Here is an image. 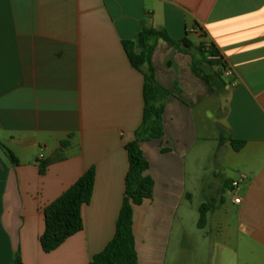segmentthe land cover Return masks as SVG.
Masks as SVG:
<instances>
[{
	"label": "crops",
	"instance_id": "1",
	"mask_svg": "<svg viewBox=\"0 0 264 264\" xmlns=\"http://www.w3.org/2000/svg\"><path fill=\"white\" fill-rule=\"evenodd\" d=\"M141 25L213 44L231 76L216 92L189 55L161 41L152 54L170 97L164 136L140 144L154 188L133 209L138 264L176 262L185 218L207 264H264V0H0V264H89L113 238L143 115V77L122 42ZM91 167L83 230L43 253L44 209Z\"/></svg>",
	"mask_w": 264,
	"mask_h": 264
},
{
	"label": "trees",
	"instance_id": "2",
	"mask_svg": "<svg viewBox=\"0 0 264 264\" xmlns=\"http://www.w3.org/2000/svg\"><path fill=\"white\" fill-rule=\"evenodd\" d=\"M159 41L175 51L189 55L191 72L203 80L213 91H222L226 86L223 77L225 63L213 44L209 42L194 48L186 38L174 41L165 31L148 28L144 25H141L133 40L122 42L129 64L143 77V115L141 124L135 131L134 140L125 146L128 171L124 179V197L116 221L114 236L100 253L93 256L89 264H138L132 231L133 209L151 199L154 188V182L147 174L150 165L140 144L160 140L164 136L163 114L167 99L170 97V93L157 83L151 62L152 54ZM192 50L198 55V58L191 53ZM208 57H212V59ZM231 145L235 151H238L244 142L232 141ZM7 155L10 160L16 162L9 151H7ZM45 169L46 166L41 164L40 173L43 174ZM94 181L95 169L91 167L44 209V230L39 237V246L43 253L49 254L57 250L67 239L83 230L81 209L90 203ZM210 206L211 204H206L199 208L197 222L199 229L204 226L205 214ZM19 259V255L16 254L14 263L21 264Z\"/></svg>",
	"mask_w": 264,
	"mask_h": 264
},
{
	"label": "rangeland",
	"instance_id": "3",
	"mask_svg": "<svg viewBox=\"0 0 264 264\" xmlns=\"http://www.w3.org/2000/svg\"><path fill=\"white\" fill-rule=\"evenodd\" d=\"M193 54L195 55V57L198 58V55L195 52H193ZM227 81L228 79L225 82ZM214 102L217 103L215 109L213 110L214 111L213 113L219 120L218 118L220 117L219 105L221 104V99L218 100L214 98ZM203 145H205V142H199L197 143V148L202 147ZM204 162L202 161V163ZM207 163L212 164L213 160H211V158H208ZM181 232L184 233L185 242L181 244V250L178 255V260L172 263V260L169 256L165 264H207L205 246L202 242H200L197 239V233H195L196 231L193 230L189 218H185V226L184 228H181ZM190 240H191V244L196 245V247L193 248L192 251L189 249V245L187 244L188 241L190 244ZM194 249L195 250L197 249V251H195Z\"/></svg>",
	"mask_w": 264,
	"mask_h": 264
},
{
	"label": "built area",
	"instance_id": "4",
	"mask_svg": "<svg viewBox=\"0 0 264 264\" xmlns=\"http://www.w3.org/2000/svg\"><path fill=\"white\" fill-rule=\"evenodd\" d=\"M209 59H212V57H208ZM224 76L225 77H230L231 76V72L229 70H225L224 72ZM247 179V177L245 175H240L237 179L233 180L231 182V188L232 190L235 192L238 190L239 186L241 183L245 182ZM235 203H240V199L236 198L235 199Z\"/></svg>",
	"mask_w": 264,
	"mask_h": 264
},
{
	"label": "water",
	"instance_id": "5",
	"mask_svg": "<svg viewBox=\"0 0 264 264\" xmlns=\"http://www.w3.org/2000/svg\"><path fill=\"white\" fill-rule=\"evenodd\" d=\"M219 74H221V72H218Z\"/></svg>",
	"mask_w": 264,
	"mask_h": 264
}]
</instances>
